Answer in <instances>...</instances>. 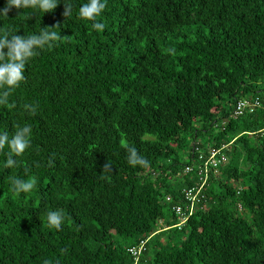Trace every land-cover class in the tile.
<instances>
[{
  "label": "trees",
  "instance_id": "16d2710c",
  "mask_svg": "<svg viewBox=\"0 0 264 264\" xmlns=\"http://www.w3.org/2000/svg\"><path fill=\"white\" fill-rule=\"evenodd\" d=\"M70 2L67 19L64 0L0 17V30L59 23L72 37L38 50L9 97L16 108L0 106V133L32 127L17 167H4L7 146L0 153V264H264V0H106L103 31L78 18L87 0ZM125 142L149 167L127 163ZM195 145H228L229 161L178 228L173 207L187 205L206 160ZM15 177L36 186L13 193ZM56 210L60 230L47 226Z\"/></svg>",
  "mask_w": 264,
  "mask_h": 264
},
{
  "label": "clouds",
  "instance_id": "9594fccd",
  "mask_svg": "<svg viewBox=\"0 0 264 264\" xmlns=\"http://www.w3.org/2000/svg\"><path fill=\"white\" fill-rule=\"evenodd\" d=\"M58 6V0H6L5 6L0 9V17L7 18L9 12L13 8L20 9H33L39 12L50 13ZM106 8V0H87L82 4L78 10V18L85 21H91L93 30L103 31L105 25L97 22V17ZM73 5L70 0H64V11L62 15L67 19L71 16ZM61 25L57 23L51 27L40 28L38 34L18 35L9 30H0V106H6L8 109L16 108L15 103L9 102V97L13 90L25 81V70L28 62L39 54L38 50L45 47L51 48L58 42H70L72 37L60 34ZM38 104L25 103L23 110L30 116L37 115ZM32 141V127L29 124L23 126L15 125V131L9 136L7 131L0 133V153L3 152L7 146L8 152L6 153V161L4 167L11 169L19 165L17 157H21L27 149L31 147ZM126 160L132 167H149V161L142 156L136 147L129 146L125 142ZM52 165V161H49ZM112 172V165L107 161L102 168V174L99 175L100 179H106L107 175ZM36 186L35 177L22 179L19 177L12 178L10 191L13 193H29ZM204 199L198 210L202 209L205 202V192L203 190ZM203 210V209H202ZM47 226L60 230L64 223V215L62 211H48L46 214ZM129 254L136 261V256H133L131 250ZM42 264H52L51 260L44 259Z\"/></svg>",
  "mask_w": 264,
  "mask_h": 264
},
{
  "label": "built area",
  "instance_id": "2783aa9c",
  "mask_svg": "<svg viewBox=\"0 0 264 264\" xmlns=\"http://www.w3.org/2000/svg\"><path fill=\"white\" fill-rule=\"evenodd\" d=\"M260 107V102L255 100L253 103L247 101H241L237 103L235 109V115H242L244 112L252 113L255 108ZM204 149H201L200 146L195 145L193 148V152L198 155L199 160L204 159V163L202 167H198L197 175L199 181L195 185L190 188H186L183 190L182 195L184 201L187 203L182 205L174 206V212L179 217V222L177 227L180 228L186 221L187 215L191 214L194 210H198L201 201L204 199L203 190L207 185V179L209 176V172L212 170H217L218 167L224 166L228 161L229 157L227 155L228 145H223L219 148V150L209 148L203 153ZM186 174L193 173V168L187 167L185 168ZM131 253L133 256H136V249H132Z\"/></svg>",
  "mask_w": 264,
  "mask_h": 264
},
{
  "label": "rangeland",
  "instance_id": "374dc122",
  "mask_svg": "<svg viewBox=\"0 0 264 264\" xmlns=\"http://www.w3.org/2000/svg\"><path fill=\"white\" fill-rule=\"evenodd\" d=\"M198 141H200V142H202V144H204V142H205V136L199 137ZM177 182L179 183V180H177ZM118 246H123V244H119Z\"/></svg>",
  "mask_w": 264,
  "mask_h": 264
}]
</instances>
